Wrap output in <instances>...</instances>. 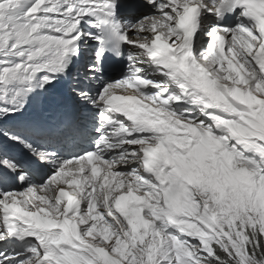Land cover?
<instances>
[{"label":"snow or ice","instance_id":"obj_1","mask_svg":"<svg viewBox=\"0 0 264 264\" xmlns=\"http://www.w3.org/2000/svg\"><path fill=\"white\" fill-rule=\"evenodd\" d=\"M0 264H264V0H0Z\"/></svg>","mask_w":264,"mask_h":264}]
</instances>
